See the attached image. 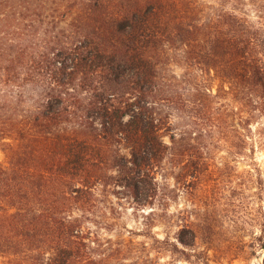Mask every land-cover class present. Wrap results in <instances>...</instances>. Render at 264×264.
<instances>
[{"label":"trees","instance_id":"16d2710c","mask_svg":"<svg viewBox=\"0 0 264 264\" xmlns=\"http://www.w3.org/2000/svg\"><path fill=\"white\" fill-rule=\"evenodd\" d=\"M240 2L0 0V264H108L98 195L154 204L167 153L176 180L201 179L210 73L236 102L254 86L264 118V28Z\"/></svg>","mask_w":264,"mask_h":264},{"label":"rangeland","instance_id":"374dc122","mask_svg":"<svg viewBox=\"0 0 264 264\" xmlns=\"http://www.w3.org/2000/svg\"><path fill=\"white\" fill-rule=\"evenodd\" d=\"M238 11L264 28V0H241ZM205 77L217 94L208 102L220 118L205 125L201 179L188 185L176 180L180 165L167 153L156 174L160 200L154 204L139 203L119 187L98 195L92 217L96 224H111L108 230L94 226L108 264H264V118L254 86L243 83V98L236 102L219 78ZM170 120L181 129L191 125L190 118L174 111ZM162 138L171 143L168 132ZM0 164L7 165L1 145ZM185 221L195 231H177Z\"/></svg>","mask_w":264,"mask_h":264}]
</instances>
